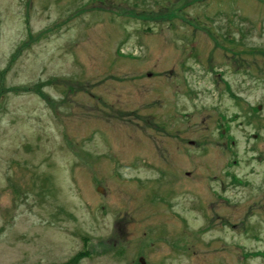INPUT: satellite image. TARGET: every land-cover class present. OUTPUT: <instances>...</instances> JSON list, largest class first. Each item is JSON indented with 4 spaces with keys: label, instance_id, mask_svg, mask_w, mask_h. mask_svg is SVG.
Segmentation results:
<instances>
[{
    "label": "rangeland",
    "instance_id": "rangeland-1",
    "mask_svg": "<svg viewBox=\"0 0 264 264\" xmlns=\"http://www.w3.org/2000/svg\"><path fill=\"white\" fill-rule=\"evenodd\" d=\"M263 184L264 0H0V264H264Z\"/></svg>",
    "mask_w": 264,
    "mask_h": 264
},
{
    "label": "flooded vegetation",
    "instance_id": "flooded-vegetation-1",
    "mask_svg": "<svg viewBox=\"0 0 264 264\" xmlns=\"http://www.w3.org/2000/svg\"><path fill=\"white\" fill-rule=\"evenodd\" d=\"M261 192L263 193V197H262L263 200H257V202H255L256 205L254 206V208L249 206L250 209L248 208V215H247L249 217L250 215L256 214L254 212L257 211L258 213L261 214V216L259 219H257V221L252 227L246 226L245 233H244L247 236H249V234L251 233L252 236H249V237H251L255 241H263L264 239V236H263L264 235V232H263V229H264V184L262 185ZM259 255L264 256V252L263 253L256 252L255 254H253V256H259Z\"/></svg>",
    "mask_w": 264,
    "mask_h": 264
},
{
    "label": "trees",
    "instance_id": "trees-1",
    "mask_svg": "<svg viewBox=\"0 0 264 264\" xmlns=\"http://www.w3.org/2000/svg\"><path fill=\"white\" fill-rule=\"evenodd\" d=\"M153 18V17H152ZM77 261H78V258L76 259V261H71V262H69L68 264H76L77 263Z\"/></svg>",
    "mask_w": 264,
    "mask_h": 264
}]
</instances>
